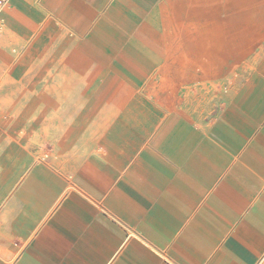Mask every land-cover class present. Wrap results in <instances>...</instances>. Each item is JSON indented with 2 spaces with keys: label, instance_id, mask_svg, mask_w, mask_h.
Returning <instances> with one entry per match:
<instances>
[{
  "label": "crops",
  "instance_id": "crops-1",
  "mask_svg": "<svg viewBox=\"0 0 264 264\" xmlns=\"http://www.w3.org/2000/svg\"><path fill=\"white\" fill-rule=\"evenodd\" d=\"M135 6L139 40L187 21L227 25L240 42L255 32V72L221 111L199 110L176 130L99 146L80 135L50 166L1 146L0 264H264V0ZM116 9L127 12L115 0H0V23L36 37L49 19L86 27L88 41H130Z\"/></svg>",
  "mask_w": 264,
  "mask_h": 264
},
{
  "label": "rangeland",
  "instance_id": "rangeland-1",
  "mask_svg": "<svg viewBox=\"0 0 264 264\" xmlns=\"http://www.w3.org/2000/svg\"><path fill=\"white\" fill-rule=\"evenodd\" d=\"M115 1L127 8L112 11L124 16L130 41H88L86 27L49 19L36 37L0 23V147L50 166L80 135L82 145L99 146L130 131L176 130L199 110L221 111L255 72V32L240 42L227 25L187 21L162 27L164 38L139 40L131 34L139 0ZM220 1L188 5L218 11Z\"/></svg>",
  "mask_w": 264,
  "mask_h": 264
}]
</instances>
